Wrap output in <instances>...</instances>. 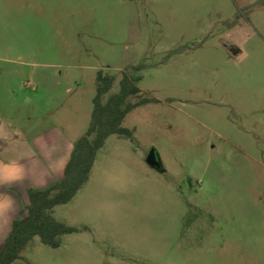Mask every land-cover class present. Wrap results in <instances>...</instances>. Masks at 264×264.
Returning <instances> with one entry per match:
<instances>
[{
    "label": "rangeland",
    "instance_id": "374dc122",
    "mask_svg": "<svg viewBox=\"0 0 264 264\" xmlns=\"http://www.w3.org/2000/svg\"><path fill=\"white\" fill-rule=\"evenodd\" d=\"M132 67L129 101L149 100L124 120L134 141L110 136L55 209L88 230L34 238L22 264H264V0H0V110L19 135L75 143L97 73L113 94Z\"/></svg>",
    "mask_w": 264,
    "mask_h": 264
},
{
    "label": "trees",
    "instance_id": "16d2710c",
    "mask_svg": "<svg viewBox=\"0 0 264 264\" xmlns=\"http://www.w3.org/2000/svg\"><path fill=\"white\" fill-rule=\"evenodd\" d=\"M140 70L139 67H132L121 72L120 89L113 94L110 91L115 77L101 71L97 73L93 110L86 132L74 143L61 180L43 189L27 190L29 204L25 216L13 222L11 232L0 250V264L26 262L22 252L36 237L42 245L57 249L61 246L63 236L88 230L56 220L53 210L72 201L88 182L97 154L110 136L134 141L132 131L125 128L123 123L132 110L149 102L147 99L136 103L129 101L140 96L138 83L141 76L135 74Z\"/></svg>",
    "mask_w": 264,
    "mask_h": 264
},
{
    "label": "crops",
    "instance_id": "0c3cea01",
    "mask_svg": "<svg viewBox=\"0 0 264 264\" xmlns=\"http://www.w3.org/2000/svg\"><path fill=\"white\" fill-rule=\"evenodd\" d=\"M25 132L19 135L0 110V250L13 222L25 216L29 204L27 190L43 189L61 180L74 145L58 131L51 130L38 136L29 130Z\"/></svg>",
    "mask_w": 264,
    "mask_h": 264
},
{
    "label": "water",
    "instance_id": "95a60500",
    "mask_svg": "<svg viewBox=\"0 0 264 264\" xmlns=\"http://www.w3.org/2000/svg\"><path fill=\"white\" fill-rule=\"evenodd\" d=\"M230 52H231V54H232L233 56H235V55L238 54V51H237L236 49H232ZM146 162H147V164H148L149 166H151V167H154V168H158V167H159V163H158V161H157V159H156V156H155L154 151H151V152L149 153V155H148L147 158H146Z\"/></svg>",
    "mask_w": 264,
    "mask_h": 264
}]
</instances>
